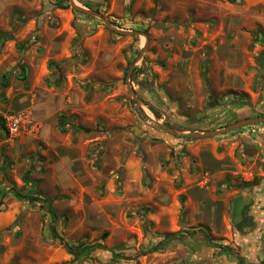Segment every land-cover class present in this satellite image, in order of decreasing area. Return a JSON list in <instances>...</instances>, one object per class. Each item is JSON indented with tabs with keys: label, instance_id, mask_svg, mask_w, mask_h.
<instances>
[{
	"label": "rangeland",
	"instance_id": "rangeland-1",
	"mask_svg": "<svg viewBox=\"0 0 264 264\" xmlns=\"http://www.w3.org/2000/svg\"><path fill=\"white\" fill-rule=\"evenodd\" d=\"M73 1L0 0V264H264V122L163 126L264 117V0Z\"/></svg>",
	"mask_w": 264,
	"mask_h": 264
},
{
	"label": "water",
	"instance_id": "water-1",
	"mask_svg": "<svg viewBox=\"0 0 264 264\" xmlns=\"http://www.w3.org/2000/svg\"><path fill=\"white\" fill-rule=\"evenodd\" d=\"M71 4L77 10H80L81 12H84L88 15L97 17V18L103 20L107 26L112 27L111 24L104 18V16L100 12H94V11L86 10V9L78 6L77 4H75V2L73 0H71ZM119 33H121L123 35H133V36L137 35V36L147 37V34H145L143 32H139V31H129V32L128 31H119ZM142 54H143V52H142ZM140 58H141V56L138 59H140ZM133 69H134V66L131 67V69L128 73V76H127V82L128 83H129L130 75H131ZM127 88L129 90L130 94L132 95V97L134 98V100L141 102V99L135 94V92L132 90V88L130 87L129 84L127 85ZM166 121H167V118H166ZM257 122H264V117L263 118H248V119L240 120V121L235 122V123L223 128L221 130L208 131V132H204V133H179L176 130L168 127L166 124H163V126L175 135H179L182 137L198 138V137L221 135L223 133H228L230 131H234V130H237L239 128H242L248 124H254ZM134 133H135V135H138L136 130L134 131ZM251 203H252V198L250 195H242V196H239L235 199L234 209H233V224L234 225H237L239 222H241L243 220L244 207L250 205Z\"/></svg>",
	"mask_w": 264,
	"mask_h": 264
},
{
	"label": "trees",
	"instance_id": "trees-1",
	"mask_svg": "<svg viewBox=\"0 0 264 264\" xmlns=\"http://www.w3.org/2000/svg\"><path fill=\"white\" fill-rule=\"evenodd\" d=\"M76 11H80V10H77L76 9ZM6 39H7V35L0 34V50L2 49L3 43L6 41ZM23 71H24V76L23 77L25 79V77H26V70H23ZM204 78L206 79V76H204ZM60 126L61 127L64 126V122L62 120H61ZM3 129L5 130V128H3ZM63 131H65V130L63 129ZM29 183H31V182H29ZM219 247L220 248H225L226 246H219ZM73 255H74L73 263H76L82 257L81 254H78V253H73Z\"/></svg>",
	"mask_w": 264,
	"mask_h": 264
},
{
	"label": "built area",
	"instance_id": "built-area-1",
	"mask_svg": "<svg viewBox=\"0 0 264 264\" xmlns=\"http://www.w3.org/2000/svg\"><path fill=\"white\" fill-rule=\"evenodd\" d=\"M4 119L8 123V129L12 132L16 131L19 120L14 116H4Z\"/></svg>",
	"mask_w": 264,
	"mask_h": 264
},
{
	"label": "flooded vegetation",
	"instance_id": "flooded-vegetation-1",
	"mask_svg": "<svg viewBox=\"0 0 264 264\" xmlns=\"http://www.w3.org/2000/svg\"><path fill=\"white\" fill-rule=\"evenodd\" d=\"M247 208H248V206L244 207L243 215L245 214V211Z\"/></svg>",
	"mask_w": 264,
	"mask_h": 264
},
{
	"label": "crops",
	"instance_id": "crops-1",
	"mask_svg": "<svg viewBox=\"0 0 264 264\" xmlns=\"http://www.w3.org/2000/svg\"><path fill=\"white\" fill-rule=\"evenodd\" d=\"M24 70H26V69H24ZM24 74V73H23ZM24 76V75H23ZM26 76H27V70H26ZM26 78V77H25Z\"/></svg>",
	"mask_w": 264,
	"mask_h": 264
}]
</instances>
